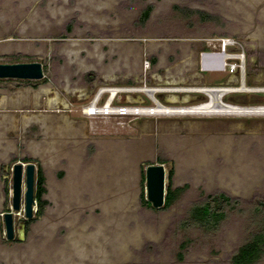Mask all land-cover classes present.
I'll return each instance as SVG.
<instances>
[{"label": "rangeland", "instance_id": "obj_1", "mask_svg": "<svg viewBox=\"0 0 264 264\" xmlns=\"http://www.w3.org/2000/svg\"><path fill=\"white\" fill-rule=\"evenodd\" d=\"M33 60L89 94L31 161L47 199L22 264H231L264 232V0H0V63ZM109 98L145 113L83 111ZM211 98L223 106L190 111ZM160 161L174 197L154 208L144 170ZM218 192L236 200L218 227H184Z\"/></svg>", "mask_w": 264, "mask_h": 264}, {"label": "crops", "instance_id": "obj_2", "mask_svg": "<svg viewBox=\"0 0 264 264\" xmlns=\"http://www.w3.org/2000/svg\"><path fill=\"white\" fill-rule=\"evenodd\" d=\"M93 74L88 70V77ZM58 78L54 75H44L39 79L0 78L4 81L0 87V213L5 212L11 204V185L6 180L8 170H12L14 163H28L41 158L43 139L52 131L48 129L58 125L64 115L70 118L68 110L73 102L88 97L89 87L71 86L72 83H68L71 78L67 80L63 76L60 89ZM54 133L51 136H55ZM39 171L43 175L45 190L40 197L34 192V211L38 209L39 203L43 204L47 199L43 196L46 186L41 165L38 166L37 177ZM32 222L33 218L26 219L23 235L15 227L13 238L8 239L0 215V264H22L23 247L30 238Z\"/></svg>", "mask_w": 264, "mask_h": 264}, {"label": "water", "instance_id": "obj_3", "mask_svg": "<svg viewBox=\"0 0 264 264\" xmlns=\"http://www.w3.org/2000/svg\"><path fill=\"white\" fill-rule=\"evenodd\" d=\"M43 76L42 63L37 60L0 63V78L39 79ZM34 172L35 167L32 162L26 164L25 172H23L22 162L14 163L12 166L11 204L2 216L4 233L8 239L13 238L16 225L20 234L23 235L25 220L32 217L36 207ZM144 173L146 200L154 208H160L164 205L167 194V170L163 164L150 163L145 167ZM16 219L19 220L18 224Z\"/></svg>", "mask_w": 264, "mask_h": 264}, {"label": "trees", "instance_id": "obj_4", "mask_svg": "<svg viewBox=\"0 0 264 264\" xmlns=\"http://www.w3.org/2000/svg\"><path fill=\"white\" fill-rule=\"evenodd\" d=\"M148 11L144 15H147ZM209 17V15H207ZM44 179L42 173L38 172L36 195H40L44 192ZM174 191L167 190L165 203L163 206H167L174 197ZM143 198V197H142ZM143 203L147 206L151 204L142 199ZM236 203L230 196L223 192L208 195L204 200L195 203L189 215L183 220L184 227H201L206 230H214L218 227L219 223L225 218L227 214V208ZM42 203L38 205V212H41ZM264 248V232H260L254 236L253 239L240 245L231 257V264H251L260 255Z\"/></svg>", "mask_w": 264, "mask_h": 264}, {"label": "bare ground", "instance_id": "obj_5", "mask_svg": "<svg viewBox=\"0 0 264 264\" xmlns=\"http://www.w3.org/2000/svg\"><path fill=\"white\" fill-rule=\"evenodd\" d=\"M227 42V41H226ZM213 55L214 54H211V53H205V54H203V59L204 60H209V59H211V58H214L213 57ZM223 54H218L215 58L216 59H218V60H221L222 58H223ZM219 67H217V69H218ZM221 68V67H220ZM240 86H242V85H240ZM244 88V87H243ZM120 90V89H119ZM140 90H142V89H140ZM160 90V89H159ZM200 90H202V89H200ZM240 90V89H239ZM100 91V90H99ZM98 91V92H99ZM115 91V90H114ZM208 91H210V90H208ZM213 91V90H212ZM215 91V90H214ZM216 91H225V90H221V89H219V90H216ZM237 91V90H236ZM211 92V91H210ZM100 94V93H99ZM99 96V95H98ZM220 98V97H219ZM219 98H217V99H213V98H211L210 99V101L207 103V104H203V105H200V106H198V107H196L195 109H192V110H190L191 112H206V111H208V110H212L213 108H216V107H218L219 108V106L220 105H222V104H220V100H219ZM96 100V99H95ZM216 105V106H215ZM225 105V104H224ZM223 106V105H222ZM225 107H227V106H225ZM149 108V107H148ZM151 108V107H150ZM147 109V108H146ZM153 109H155V108H153ZM221 109V108H220ZM226 110H228V111H226V112H231V113H239V111H237L236 110V108L235 109H233V108H231V109H226ZM225 111V110H224ZM85 112L87 113V114H91V113H93V111H92V109L90 110V111H88V109H85ZM253 112H256V113H264V107L263 108H259V109H257V110H255V111H253ZM143 113H145V112H143ZM146 113H149V114H152V113H154L153 111H151V110H147L146 111ZM156 113V112H155ZM26 164L27 163H24L23 164V172H25V166H26ZM18 214V213H17ZM19 214H21V213H19ZM16 217V216H15Z\"/></svg>", "mask_w": 264, "mask_h": 264}, {"label": "built area", "instance_id": "obj_6", "mask_svg": "<svg viewBox=\"0 0 264 264\" xmlns=\"http://www.w3.org/2000/svg\"><path fill=\"white\" fill-rule=\"evenodd\" d=\"M127 90H133L134 88H126ZM117 91V89H115ZM116 91H111V96L113 94L116 93ZM101 92H103L101 90ZM100 92V93H101ZM88 111H90L92 109L93 113L92 114H96V113H104V114H108V113H115V114H119V115H124L127 113H139V112H143L144 110H140L139 107H130V106H126V105H121V106H117V107H111V98H109L102 106L97 107V99L95 101H93L87 108ZM85 109H83V111L85 112ZM4 212H1L0 215L1 217L3 216Z\"/></svg>", "mask_w": 264, "mask_h": 264}, {"label": "flooded vegetation", "instance_id": "obj_7", "mask_svg": "<svg viewBox=\"0 0 264 264\" xmlns=\"http://www.w3.org/2000/svg\"><path fill=\"white\" fill-rule=\"evenodd\" d=\"M151 9H152V7H151V5H147L146 6V8H144L143 10H142V13H141V15H140V18H138V21H140L141 23H144L148 18H149V16H150V13H151ZM146 11H148V13H147V15H144L145 14V12ZM209 18H211V15L209 16ZM203 61H204V63H205V60L203 59ZM205 65V64H204ZM217 67H213V69H216ZM217 70V69H216ZM212 112V110H208V112ZM157 163H160V164H163L164 166H165V164H164V162L163 161H160V162H157ZM24 164V163H23ZM166 188H169V186H167V183H166Z\"/></svg>", "mask_w": 264, "mask_h": 264}]
</instances>
